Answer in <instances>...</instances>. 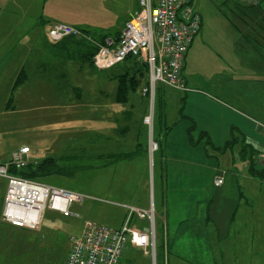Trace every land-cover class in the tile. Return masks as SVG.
<instances>
[{"label": "rangeland", "instance_id": "374dc122", "mask_svg": "<svg viewBox=\"0 0 264 264\" xmlns=\"http://www.w3.org/2000/svg\"><path fill=\"white\" fill-rule=\"evenodd\" d=\"M133 2L0 0V160H7L12 152L27 146L32 151L30 155L37 159L35 161L42 162L51 158L56 165L52 168V174L39 181L84 193L92 198L71 207V212L78 213L81 218L64 217L48 210L37 230L8 229L6 233H2L8 236L0 240V264H63L69 239L80 236L84 217L103 222L107 220L108 224L111 222L101 210L108 203L105 199L108 197L106 173L109 172L110 179L113 175L116 176L118 182H121L122 174L112 173L110 168L106 170L103 146L98 145V153H94L95 147L89 145V127L90 118L94 115L91 103L96 96H114L118 92L119 83L114 78L115 74L120 73L121 67L119 64L99 71L83 57L82 49L87 51V46L77 40L52 43L47 37L48 32L46 33L50 23L46 22L44 16L48 9L56 8L63 11L64 20L81 22L85 24L84 30L92 34L115 35L127 20L124 13L121 15V10H125L127 4L131 6ZM193 8L202 17V28L195 36L198 38L191 48L193 68L208 67L215 68L218 73L231 72L228 68L232 64L230 55L242 48L240 36L252 33L256 38L255 47L258 52L255 57H251L250 64L256 68L257 78H264V56L261 55L264 50V0L256 7H246L231 0H193ZM37 33L41 35L33 41L34 34ZM223 50L227 53L226 56L222 55ZM196 54L198 57L194 60ZM222 60L226 62L223 63ZM22 68L28 75L27 81L13 90ZM37 68L38 71L35 70ZM193 68L188 67L187 70L191 72ZM255 84V89L249 90V110L237 101L235 105L252 113L259 120L257 122L262 121L264 124V83ZM231 85H234L233 81L222 85L224 89L220 88V91H217V86L215 91L213 88L211 90L219 98L232 104V96L229 92L225 93V90L231 92ZM142 87L140 84L135 92L136 97H147L146 88L142 91ZM148 98L151 106L150 96ZM100 139L103 140L104 137ZM92 154L101 156L95 160ZM259 158L262 163L261 156ZM262 166L263 163L259 165ZM18 170L21 172L28 169ZM236 181H230L226 192L233 199L236 195L240 197L237 191L239 185L245 192L249 191L246 181ZM260 182L255 186V192L237 199L234 215L230 214V229L233 233L243 234L245 228H251V248L245 246V241L232 244L231 250L222 248V251L225 249L239 258H234L236 264H264V183ZM6 189L7 181L0 178L1 224L4 223L2 210ZM116 194H121L120 188ZM90 203L93 205L91 209ZM244 207L253 208L248 219L244 215L246 211L242 210ZM197 242L198 239L187 241L184 245L176 242L174 250L178 255L194 262L192 264H201L198 255L202 258V249L197 246Z\"/></svg>", "mask_w": 264, "mask_h": 264}, {"label": "crops", "instance_id": "0c3cea01", "mask_svg": "<svg viewBox=\"0 0 264 264\" xmlns=\"http://www.w3.org/2000/svg\"><path fill=\"white\" fill-rule=\"evenodd\" d=\"M133 1L131 6L127 4L126 9L121 10V15L124 13L123 16L127 17L123 26L116 31L115 35H109V37L117 38L125 23L139 10V1ZM63 15V11L56 8L47 10V15L44 17L50 24L46 33L56 23L84 29L85 24L64 20ZM36 23L37 21L35 25ZM38 28L41 30L40 27ZM40 35L34 34L35 37L32 40L36 41ZM197 38L192 41L185 57L183 75L187 90L181 91L164 85H159L157 88L152 133L144 122V117L151 109L149 96L136 97L135 92L138 88L130 90L121 99L116 92L114 96H96L97 98L91 103L94 115L92 114L90 118L89 145L95 147L91 150L98 153L97 146H103L106 170L110 168L112 173H121L122 178L121 182H118L116 176L113 175L110 179L109 172L106 173L108 197L105 199L108 203L101 210L111 222L108 224L107 220L103 222L89 217H84V220L89 219L108 227L119 228L127 215L124 205L151 210L153 214L152 222L149 217L141 218L133 215L130 225L145 233H150L151 225H153L157 244L156 257L146 254L142 248L128 244L119 264H192L194 262L178 255L174 248L176 242L184 245L187 241L197 239L199 242L196 244L202 249V258L200 254L198 255V261L201 264H236L234 258L237 256L226 252L225 249L222 251V248L231 250L232 244L243 241L246 247H252L251 228H245L242 231L243 234L233 233L230 229V222H232L230 214L238 205L236 202L238 198H244V195L255 192L258 182L264 183L262 174L264 170L262 169L260 173L257 169L251 168L248 161H243L239 157L245 144L249 146V150L256 152V167L261 168L259 165L263 162L261 163L259 157L261 153H264L262 128L264 124L262 121L257 122L259 120L252 113L235 105L237 101L249 110L251 106L249 90L255 89L257 82L264 83V78H257L256 68L250 64L251 57H255L258 52L255 47L256 38L252 33H243L239 40L240 43L242 42V48H238L230 55L232 64L228 68L231 72L220 73L215 68H193L191 48ZM262 38L264 40V36ZM65 40H69L68 37L59 43ZM71 40L73 39L69 41ZM82 53L86 59V49H82ZM222 55H227L225 50L222 51ZM261 55L264 56V50ZM197 57L196 54L194 60ZM123 66L120 64L121 74L124 72ZM188 67L193 68L191 72L187 70ZM35 70L38 71L39 68ZM19 71L25 70L22 68ZM120 73L112 78L117 80ZM137 75L140 76L139 73ZM27 76L26 74L25 81L18 87L26 83ZM141 77L139 83L143 85V91L144 87L148 86V70L144 68V75ZM232 81L234 85L229 86L231 92L225 90V93L229 92L232 96L231 104L219 98L211 88L215 91L217 86V91H220L222 85ZM233 134L240 139L236 144L223 154L214 150L227 145ZM100 137L104 139L101 140ZM151 138L158 143V149L153 154L150 153ZM207 141H210L212 146L207 147ZM100 156L92 154L95 160ZM9 159L10 157L7 160H0V163H6ZM29 159L30 163L40 162L35 161L37 159L31 155ZM216 177L224 178L221 186L214 184ZM260 177H262L261 180ZM238 179L248 183L249 191L245 192L239 185L237 191L240 197L236 195L233 199L228 197L226 192L230 181L234 183ZM119 188L121 194L117 195L116 191ZM92 206L90 203V209ZM242 210L246 211L244 215L247 219L252 215L253 208L244 207ZM56 213L62 215L60 212ZM78 218L81 216L79 215ZM8 229L16 228L0 223V240L7 238L8 235H2V233H6ZM71 238L67 256L71 248ZM185 254L188 255L187 252Z\"/></svg>", "mask_w": 264, "mask_h": 264}, {"label": "built area", "instance_id": "2783aa9c", "mask_svg": "<svg viewBox=\"0 0 264 264\" xmlns=\"http://www.w3.org/2000/svg\"><path fill=\"white\" fill-rule=\"evenodd\" d=\"M139 10L125 23L117 38L108 37L98 50L92 63L98 70L111 69L127 58L144 63L148 70V86L145 92L151 100V109L144 117L150 133L154 127V100L159 85L186 91L183 70L185 57L202 25L201 15L193 8V0H138ZM243 6H258L262 0H231ZM84 36L74 26L56 23L48 30L51 42L67 37ZM94 42V40L90 39ZM95 43V42H94ZM264 131V125H262ZM158 149V143L150 140V153ZM29 147L12 153L10 159L0 163V178L7 181L2 210V221L13 227L37 230L46 211L60 212L64 217L75 216L71 207L81 204L90 196L55 187L42 181L23 178L9 172L10 168L22 169L30 163ZM263 164H264V155ZM223 177H216L214 184L221 186ZM126 220L119 228L100 225L86 219L79 237L71 238V248L65 264H119L128 244L142 248L146 254L156 257V235L153 225L145 233L130 225L133 215L141 218L152 211L126 206ZM152 224V223H151Z\"/></svg>", "mask_w": 264, "mask_h": 264}, {"label": "trees", "instance_id": "16d2710c", "mask_svg": "<svg viewBox=\"0 0 264 264\" xmlns=\"http://www.w3.org/2000/svg\"><path fill=\"white\" fill-rule=\"evenodd\" d=\"M82 33L84 36L81 37H68V39H73L77 40L79 43H83L84 45L87 46V54H85L86 59L89 60L91 64L93 56L98 50V45L97 44H103L105 39L109 37V34H92L88 30L81 29ZM118 37V36H117ZM90 39L94 40V42L90 41ZM123 68L124 72L118 76V98H124L130 90H136L141 83H139L142 79L141 76L144 75V68L147 71V66L144 63L138 62L134 58H127L123 63ZM130 65V66H129ZM139 68V70H137ZM132 70V71H131ZM137 73L140 74V76L137 75ZM26 79V72L22 71L20 72L18 78L16 79L14 83V88H17L19 85H21ZM130 80V82H128ZM130 83V84H128ZM157 94V93H156ZM148 95V93H146ZM239 137L236 135H232V139L227 145H225L223 148H214V150H217L219 154L225 153L229 148H231L234 144H236L239 141ZM207 147L212 146V143L210 141L206 142ZM255 154L256 152L252 149L249 150V146L243 144V150L240 152V159L243 161H248L251 165V168L257 169L260 173L262 172V169L264 170V166L258 169L256 159H255ZM264 154V153H261ZM5 163V162H4ZM1 163V164H4ZM55 163H53V160L51 158L46 159L42 162L39 163H29L25 168L28 170L26 171H19L16 168H10L9 172L11 174H15L17 176L23 177V178H28V179H33V180H38L40 178H43L47 175L52 174V168L55 167ZM57 170V167H56ZM59 172V170L57 171ZM61 174V173H59ZM264 175V171L262 172ZM16 229H21V230H26L23 228H17Z\"/></svg>", "mask_w": 264, "mask_h": 264}, {"label": "bare ground", "instance_id": "6f19581e", "mask_svg": "<svg viewBox=\"0 0 264 264\" xmlns=\"http://www.w3.org/2000/svg\"><path fill=\"white\" fill-rule=\"evenodd\" d=\"M264 154H260V156H261V158H262V156H263ZM262 160H263V158H262ZM142 210H144V209H142ZM144 211H146V210H144ZM146 217H149V216H146ZM150 219V218H149ZM125 220H126V218H125ZM125 222V221H124ZM100 225H102V224H100ZM106 226V225H105Z\"/></svg>", "mask_w": 264, "mask_h": 264}]
</instances>
